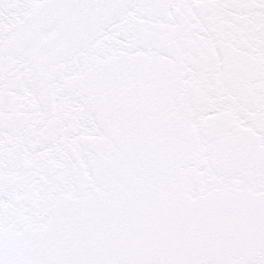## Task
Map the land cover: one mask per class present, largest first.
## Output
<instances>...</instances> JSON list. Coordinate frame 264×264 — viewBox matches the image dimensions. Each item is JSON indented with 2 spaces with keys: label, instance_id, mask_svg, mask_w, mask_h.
Masks as SVG:
<instances>
[{
  "label": "snow or ice",
  "instance_id": "1",
  "mask_svg": "<svg viewBox=\"0 0 264 264\" xmlns=\"http://www.w3.org/2000/svg\"><path fill=\"white\" fill-rule=\"evenodd\" d=\"M0 264H264V0H0Z\"/></svg>",
  "mask_w": 264,
  "mask_h": 264
}]
</instances>
